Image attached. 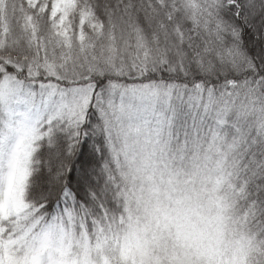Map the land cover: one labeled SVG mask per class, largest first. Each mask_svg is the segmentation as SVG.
Masks as SVG:
<instances>
[{
    "label": "snow or ice",
    "instance_id": "6c2138e0",
    "mask_svg": "<svg viewBox=\"0 0 264 264\" xmlns=\"http://www.w3.org/2000/svg\"><path fill=\"white\" fill-rule=\"evenodd\" d=\"M0 264H264V0H0Z\"/></svg>",
    "mask_w": 264,
    "mask_h": 264
}]
</instances>
